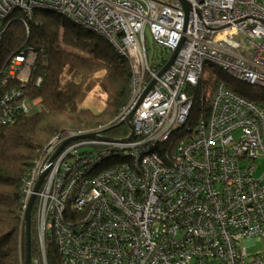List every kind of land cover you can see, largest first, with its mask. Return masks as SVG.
Returning a JSON list of instances; mask_svg holds the SVG:
<instances>
[{"label": "built area", "instance_id": "1", "mask_svg": "<svg viewBox=\"0 0 264 264\" xmlns=\"http://www.w3.org/2000/svg\"><path fill=\"white\" fill-rule=\"evenodd\" d=\"M185 1L187 13L177 0H0V23L57 13L107 39L132 70L111 122L131 117L130 139V129L122 139L64 130L34 162L22 190V221L34 197L32 264H47L45 238L61 264H264V103L221 82L208 102L195 93L207 65L264 89V0ZM31 56L14 57L8 74L26 81ZM19 95L0 96L1 125L29 112L12 104Z\"/></svg>", "mask_w": 264, "mask_h": 264}, {"label": "trees", "instance_id": "2", "mask_svg": "<svg viewBox=\"0 0 264 264\" xmlns=\"http://www.w3.org/2000/svg\"><path fill=\"white\" fill-rule=\"evenodd\" d=\"M57 13L35 10L22 22L14 12L0 23V96L11 89L20 95L12 102L31 103L28 113L18 111L11 121L0 124V264H24L25 221H22V190L34 162L49 140L64 130L90 131L103 127L109 139L125 138L127 125L111 124L127 104L131 65L105 38ZM32 54L33 64L26 81L10 76L14 57ZM97 76L104 107L95 113L79 105L88 84ZM41 79L36 84L37 79ZM206 84L201 86V83ZM221 82L230 91L255 104L264 103V89L234 81L213 65L204 68L200 87L207 102ZM248 88L251 92H246ZM195 113V109L192 113ZM47 264H61L55 243L45 238ZM31 264L39 263L34 207L30 223Z\"/></svg>", "mask_w": 264, "mask_h": 264}, {"label": "rangeland", "instance_id": "3", "mask_svg": "<svg viewBox=\"0 0 264 264\" xmlns=\"http://www.w3.org/2000/svg\"><path fill=\"white\" fill-rule=\"evenodd\" d=\"M96 36H97L96 38L99 37L98 39H100V36H98L97 34H96ZM145 37H146V46H147L146 47L147 48V56H148V59L151 61L152 58L154 57V54L157 55L159 53V51H158V48L152 42L151 36L148 32V29L145 31ZM31 58H32V56H31ZM214 67H216V66H214ZM216 68L219 69L220 71H222V69H220L219 67H216ZM222 73H224V72L222 71ZM21 76L24 77V75H21ZM98 77L99 76H97L93 81L89 82L88 89L85 91L84 95L81 98V101L79 102V105L84 106V107H88L92 111H94L95 113H98L103 109L104 99H105L103 92L100 90V88L97 85ZM203 85L206 86V84H204V82H203ZM214 88H215V86H214ZM246 92L250 93L251 91L248 88H246ZM27 106L29 109L32 110L30 103H27Z\"/></svg>", "mask_w": 264, "mask_h": 264}, {"label": "water", "instance_id": "4", "mask_svg": "<svg viewBox=\"0 0 264 264\" xmlns=\"http://www.w3.org/2000/svg\"><path fill=\"white\" fill-rule=\"evenodd\" d=\"M177 1L181 4L184 12L187 13L188 8H189L187 2L185 0H177ZM176 53H177V51H175V52H173L171 54V56L168 59V61L166 62V64L162 67L161 71L158 73V76H161L164 73V71L172 64V62H173V60H174V58L176 56ZM130 118L131 117H129L128 120H127V126L129 127V129L131 131V135H130L129 139L133 135L132 126L129 124ZM83 137L91 138V135H85ZM57 152H56V154H57ZM45 173L40 177L39 182H38V184L36 186V190L38 189L39 184L42 181ZM33 200H34V197H32L30 199L29 204H28L27 209H26V212H25L26 256H25V262H24V264H31V254H30V223H31V208H32Z\"/></svg>", "mask_w": 264, "mask_h": 264}]
</instances>
